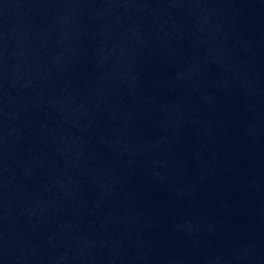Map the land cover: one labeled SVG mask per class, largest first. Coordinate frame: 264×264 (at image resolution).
Returning <instances> with one entry per match:
<instances>
[{"label":"water","instance_id":"obj_1","mask_svg":"<svg viewBox=\"0 0 264 264\" xmlns=\"http://www.w3.org/2000/svg\"><path fill=\"white\" fill-rule=\"evenodd\" d=\"M0 264H264V0H0Z\"/></svg>","mask_w":264,"mask_h":264}]
</instances>
